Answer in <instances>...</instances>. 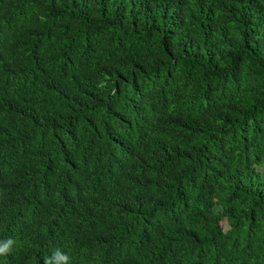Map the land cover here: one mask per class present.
<instances>
[{
  "label": "trees",
  "instance_id": "16d2710c",
  "mask_svg": "<svg viewBox=\"0 0 264 264\" xmlns=\"http://www.w3.org/2000/svg\"><path fill=\"white\" fill-rule=\"evenodd\" d=\"M8 238L0 264H264V0H0Z\"/></svg>",
  "mask_w": 264,
  "mask_h": 264
},
{
  "label": "clouds",
  "instance_id": "9594fccd",
  "mask_svg": "<svg viewBox=\"0 0 264 264\" xmlns=\"http://www.w3.org/2000/svg\"><path fill=\"white\" fill-rule=\"evenodd\" d=\"M14 244L16 241L12 238L0 241V256L9 255ZM44 264H72V256L62 248H56L50 256L44 258Z\"/></svg>",
  "mask_w": 264,
  "mask_h": 264
},
{
  "label": "rangeland",
  "instance_id": "374dc122",
  "mask_svg": "<svg viewBox=\"0 0 264 264\" xmlns=\"http://www.w3.org/2000/svg\"><path fill=\"white\" fill-rule=\"evenodd\" d=\"M221 226H222L224 231H226L228 229L225 221H222Z\"/></svg>",
  "mask_w": 264,
  "mask_h": 264
}]
</instances>
